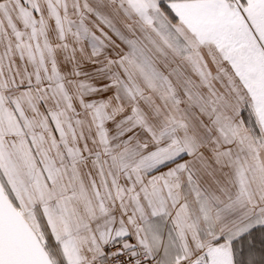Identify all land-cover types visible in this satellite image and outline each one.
Segmentation results:
<instances>
[{
  "label": "snow or ice",
  "instance_id": "snow-or-ice-1",
  "mask_svg": "<svg viewBox=\"0 0 264 264\" xmlns=\"http://www.w3.org/2000/svg\"><path fill=\"white\" fill-rule=\"evenodd\" d=\"M0 264H264V0H0Z\"/></svg>",
  "mask_w": 264,
  "mask_h": 264
}]
</instances>
